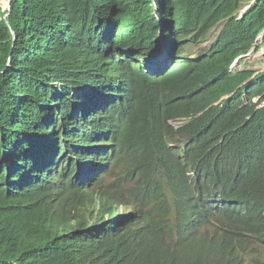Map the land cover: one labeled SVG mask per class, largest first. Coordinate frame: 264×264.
<instances>
[{
  "label": "clouds",
  "instance_id": "9594fccd",
  "mask_svg": "<svg viewBox=\"0 0 264 264\" xmlns=\"http://www.w3.org/2000/svg\"><path fill=\"white\" fill-rule=\"evenodd\" d=\"M258 1L249 0L241 10L239 0L197 41L191 35L179 38L158 18L154 46L142 67L159 82V122L149 95L130 97L132 81L103 97H86L73 88L59 114L68 140L44 145L36 157L38 163L58 161L56 175L63 184L42 206L48 217L43 227L62 229L66 215L89 201L108 218L71 231L64 227L56 236L134 221L151 230L148 264H241L236 236L264 247V64L256 70L245 63L253 55L264 61V29L246 51L230 52L224 41L214 53L215 74L203 67L230 22H242ZM119 60L105 61L104 68ZM201 75L206 79L194 83ZM83 107L93 111L78 132L74 113ZM160 139L163 151L156 145ZM123 205L126 211L119 210ZM114 208L119 213L113 214ZM207 224L225 235L200 233ZM214 237H220L221 249L210 244ZM198 238L208 243L192 246Z\"/></svg>",
  "mask_w": 264,
  "mask_h": 264
},
{
  "label": "trees",
  "instance_id": "16d2710c",
  "mask_svg": "<svg viewBox=\"0 0 264 264\" xmlns=\"http://www.w3.org/2000/svg\"><path fill=\"white\" fill-rule=\"evenodd\" d=\"M238 2L12 0L7 19L0 7V264H148L151 230L134 221L50 237L17 254L20 238L48 220L42 206L63 189L58 161L38 163L36 157L44 145L68 140L59 114L75 87L86 97H103L132 81L130 97L149 95L159 122V82L142 67L154 46L158 18L179 38L191 35L197 41ZM263 29L264 0H259L242 22H230L203 63L205 70L215 74L214 53L224 41L230 52L246 51ZM234 35L238 38L231 39ZM118 58L113 68H104L105 61ZM195 79L203 82L206 76ZM92 111L75 109L78 132ZM156 145L165 148L162 139Z\"/></svg>",
  "mask_w": 264,
  "mask_h": 264
},
{
  "label": "rangeland",
  "instance_id": "374dc122",
  "mask_svg": "<svg viewBox=\"0 0 264 264\" xmlns=\"http://www.w3.org/2000/svg\"><path fill=\"white\" fill-rule=\"evenodd\" d=\"M249 4V0H243V8L241 10H245L247 8V5ZM0 4V7L2 8V11L4 14L7 11V7ZM217 32V28L213 29V33ZM261 40V38H260ZM197 49V48H196ZM260 52H264V46ZM261 57L259 55L257 56H251L245 63L249 64L252 68L256 70L262 69V66L264 64V61L260 59ZM194 102H199V100H195ZM111 177L108 176L105 179V182H108ZM120 211H126L128 209L127 205L118 206ZM119 211L117 208H114L113 214H117ZM102 213L100 211V208L94 206L89 201H85L80 206L75 208L72 213L66 215V222L64 223V227L66 231H71L75 228H79L81 226H88L96 222L97 218L99 217H106L108 218V214ZM60 229L57 226L54 227H43L38 226L35 228L34 231L25 234L22 239L20 238L19 242V250L17 251V254H20L21 252L34 247L39 246L45 243L50 237L56 236L57 233L62 232L63 228ZM205 236H210L212 234H215L217 236L222 237L225 235V231L218 229L213 224H207L204 226L203 229H201L200 233H202ZM236 241L242 245V251L239 255V258H241L243 261L241 264H264V247L260 245L254 238L247 237L243 238L241 240L240 237H235ZM208 242H206V239L198 238L192 246L197 247L202 245H206ZM212 246H218L219 249H221V241L220 237H214L213 240L210 243ZM188 249H191L188 247ZM196 254V252H193L190 256V260L193 259V256ZM198 264H207V262H199Z\"/></svg>",
  "mask_w": 264,
  "mask_h": 264
},
{
  "label": "water",
  "instance_id": "95a60500",
  "mask_svg": "<svg viewBox=\"0 0 264 264\" xmlns=\"http://www.w3.org/2000/svg\"><path fill=\"white\" fill-rule=\"evenodd\" d=\"M11 2H12V0H9L8 7H7V9L9 10V12H10V9H11Z\"/></svg>",
  "mask_w": 264,
  "mask_h": 264
},
{
  "label": "bare ground",
  "instance_id": "6f19581e",
  "mask_svg": "<svg viewBox=\"0 0 264 264\" xmlns=\"http://www.w3.org/2000/svg\"><path fill=\"white\" fill-rule=\"evenodd\" d=\"M3 7V6H2Z\"/></svg>",
  "mask_w": 264,
  "mask_h": 264
}]
</instances>
